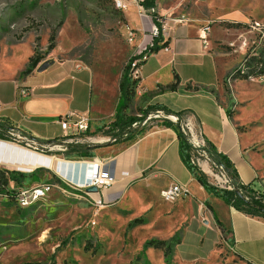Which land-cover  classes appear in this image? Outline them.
Returning a JSON list of instances; mask_svg holds the SVG:
<instances>
[{
	"label": "rangeland",
	"instance_id": "374dc122",
	"mask_svg": "<svg viewBox=\"0 0 264 264\" xmlns=\"http://www.w3.org/2000/svg\"><path fill=\"white\" fill-rule=\"evenodd\" d=\"M161 3L168 9L165 21L175 24L182 19L183 23L208 29L207 40L224 58L220 60L221 67H230L228 74L264 45V0ZM132 5L119 10L113 0H0V43H21L1 47L0 80L12 83L25 65L30 44L33 55L42 57L41 63L52 58L58 62L75 61L93 81L89 101L95 109V121L87 134L90 140L79 144L94 147V156L130 133L140 137L164 127V120L177 122V117L156 111L150 113L152 118L148 114L122 134L119 129H111L120 96L119 83L130 58L125 25L141 27ZM54 32L56 47L50 50ZM163 57L164 54L153 62ZM231 81L226 77L220 90L213 91L233 111L238 129L254 141V151L264 157V78L238 80L233 87ZM10 85L13 95L15 89ZM142 111L134 99L125 112L142 117ZM186 118L181 127L194 147L192 164L204 171L211 184L231 189L225 170L209 157L208 144L199 128L190 129ZM47 145L38 143L45 154L78 158L74 153L51 151L53 146ZM122 147L124 144H116L110 150ZM157 175V170L145 174V181L133 183L117 202L102 205L83 191L58 182L54 170L42 168L27 174L21 182L11 181L9 190L15 192L46 183L57 187L26 208L7 194H0V264H167L164 252L146 247V243L161 240L175 244L178 238L181 243L174 247L172 264H247L231 249L230 229L215 225L210 214L212 224L204 223L207 217L198 211L195 198L181 196L175 203L166 201L161 194L170 186L162 190L154 187L152 179ZM193 190L196 192V188ZM137 219L142 224L131 226Z\"/></svg>",
	"mask_w": 264,
	"mask_h": 264
},
{
	"label": "crops",
	"instance_id": "0c3cea01",
	"mask_svg": "<svg viewBox=\"0 0 264 264\" xmlns=\"http://www.w3.org/2000/svg\"><path fill=\"white\" fill-rule=\"evenodd\" d=\"M154 1L159 14L166 16L168 9L161 0ZM132 7L138 13L137 6L134 4ZM132 27L148 31L150 26L149 21L141 19L140 28ZM165 27L162 42L158 46L162 47L167 42L169 49L154 51L143 65L135 104L144 110L149 106L162 105L175 112L188 111L186 120L190 129L198 127L203 141L212 142L219 152L228 156L243 184L264 191V157L254 151V141L238 129L235 118L227 114V105L213 91L220 90L230 67H221L220 60L224 58L214 50L211 40H207V45L204 43L202 37L207 34L203 32L202 26L187 22L174 24L167 19ZM15 44L21 43L1 42L0 50L4 45ZM127 46L131 57L132 47ZM29 48L25 65L11 80L12 83L8 85L0 80V125L13 128L12 132H7L10 139L0 138V169L31 173L37 168H51L81 184L85 177L88 179L92 175L94 161L110 159L104 174L115 176L116 182L92 193L90 197L104 204L117 202L129 186L139 180L145 181V174L157 170L158 175L152 179L154 187L162 190L176 183L186 186L188 193L185 196L195 198L198 211L207 217L203 222L211 223L210 214L215 225L219 221L224 228L230 229L231 249L242 261L247 264H264V219L238 211L220 197L206 191L182 161L179 139L173 129L164 126L140 137L116 142L102 149L104 153L101 155L84 158L88 161L86 163L63 162L55 156L42 154L34 146H38V143L33 139L60 140L64 133L59 120L63 115L72 111L88 112L93 126L95 109H92L89 96L94 88L91 75L72 60L58 62L52 58L53 64L47 70L38 72L37 68L29 76L22 75L30 58L34 56L31 44ZM162 54L163 59L153 62L154 58ZM175 75L179 76L181 84L176 91H169L166 86L174 82ZM236 81L230 82L231 87ZM10 84L15 89L13 95L10 94ZM21 86L30 87L31 95L20 97ZM116 144H124V147L110 150ZM31 152L50 157L49 163L33 164L29 160ZM112 159L114 161L110 164ZM101 164L103 167L105 162ZM85 167L87 173L82 176L80 171ZM29 169L33 171L29 172ZM193 188H196V192ZM52 191L54 189L47 195ZM180 243L181 239L175 246Z\"/></svg>",
	"mask_w": 264,
	"mask_h": 264
},
{
	"label": "trees",
	"instance_id": "16d2710c",
	"mask_svg": "<svg viewBox=\"0 0 264 264\" xmlns=\"http://www.w3.org/2000/svg\"><path fill=\"white\" fill-rule=\"evenodd\" d=\"M142 4L145 7H155L154 0H143ZM56 32L52 33L50 37L49 49L53 50L56 47ZM167 46V42L162 47L156 46L154 51L157 52L161 48ZM43 61L42 57L37 55V53L30 58L29 64L25 71L22 73L24 76H29L36 68L39 67L41 62ZM129 65L124 70L122 79L120 81V97L118 101V105L115 112V120L111 124V129H119V134H122L127 127L132 125V123L140 120H144V118L156 111H163L166 115H171L177 117V122H173L171 120H164L163 125L167 128L173 129L179 139V147H180V157L187 168L192 172L194 177L198 180V182L208 191L210 194H213L217 197H220L224 200V202L238 211H241L252 217H260L264 219V204L262 197H264V191L256 190L251 185H245L240 180V176L232 164V161L228 158L227 155L218 151L215 145L212 142L207 141L208 144V155L212 159V161L225 170L227 176L230 179V187L229 188H219L215 185L211 184L208 181L207 175L200 168L194 166L191 162L192 152L194 151L193 144L190 142V137L183 131L181 127V123L184 121V118L188 115V111H179L175 112L169 109L166 106L162 105H153L149 106L147 109H142V117L130 116L127 115L125 111H127L136 96V89L140 80H133L129 75ZM228 80H249V79H261L264 77V45L258 53H254L253 56H246L245 59L233 70L232 73L228 74ZM181 84L180 78L178 75L174 76V82L168 84L166 89L169 91H176ZM187 88H191L190 85ZM198 88L196 87V90ZM227 114L230 118L233 117V111L228 109ZM1 132L0 138L2 139H10V136L7 132H12L13 128L7 127L4 125H0ZM134 136L133 133L128 134L127 139H130ZM37 143L40 144H50L54 142H58V140L54 141H40L36 140ZM123 141L117 139L114 143ZM113 143V144H114ZM68 153H74L77 157L87 158L93 157L92 150L94 147H88L86 145H81L79 143H71L67 144ZM42 168H37L31 173H24L20 171L8 170V169H0V194L5 193L11 199L16 201V192L15 190H9V184L11 181L13 182H21L27 176V174H34L37 170ZM58 182H61L59 179H56ZM259 194V196H258ZM142 220L137 219L135 222L131 224V226L141 224ZM218 225L221 228H224L223 224L217 221ZM180 239L176 240V243H179ZM175 244H172L169 241H161V240H150L146 243V247H153L155 249H160L164 252V257L167 264H172V256L174 253Z\"/></svg>",
	"mask_w": 264,
	"mask_h": 264
},
{
	"label": "built area",
	"instance_id": "2783aa9c",
	"mask_svg": "<svg viewBox=\"0 0 264 264\" xmlns=\"http://www.w3.org/2000/svg\"><path fill=\"white\" fill-rule=\"evenodd\" d=\"M116 7L119 10H125L130 4H135L138 9V15L142 20L149 21V30H143L139 31L133 28L131 25L127 24L125 25V31H124V37L126 40V43L132 47V56L130 57L128 61L129 65V75L133 80H141V70L143 65L148 61L150 56L154 53V48L158 46L162 42V35L165 30V17L161 14H159L156 7H145L141 2H138L137 0L134 1H127V0H113ZM177 22H183L182 19L177 20ZM207 30H203L204 33L207 34ZM204 40V43L207 45V35H204L202 37ZM164 49L168 50L169 47L165 46ZM264 78V77H263ZM32 91L31 88L28 86H21L19 89V96L20 97H27L31 95ZM153 117V114H150V118ZM91 117L88 112H76L72 111L69 112L61 117L59 120L60 126L63 130V136L58 142L50 143L48 145H52L53 147L49 150L51 151H57L59 152H65L67 151V144L70 143H79V142H86L87 140H90L88 138L87 134L90 132L91 128ZM47 145V146H48ZM35 147L40 149L38 146L34 144ZM42 154L46 153V150L40 149ZM48 155V154H46ZM49 156H55L59 160H62L63 162H82L86 163L88 162L82 157H79L80 160L74 161L73 158L63 156V158H60V156L56 155H49ZM109 160L105 161H94L96 164L95 171L92 175L85 177L83 183H78L73 181L71 178L66 177L62 173L49 168V170H54L55 174H57L58 179L62 182H65L68 186L72 188H77L81 191H83L86 195L91 197L92 193L94 192H88L87 189L89 187H97L98 191L102 189H106L110 186H112L116 182V177L110 174H104V168L109 163ZM113 159L110 161V164L113 163ZM105 162L104 166L101 168V163ZM82 176H84V173H87L86 167L81 169ZM86 176V175H85ZM57 186L52 183H46L37 185L30 188H23L16 192V201L18 202L19 206L21 207H28L35 202L39 201L40 199H43L47 196V194L52 190L55 189ZM188 193V189L186 186H183L181 184H173L168 189L162 191V197L170 202L175 203L177 199L181 196H185ZM259 196V194H258ZM263 204H264V197H262ZM96 204L102 205L101 200H96Z\"/></svg>",
	"mask_w": 264,
	"mask_h": 264
},
{
	"label": "bare ground",
	"instance_id": "6f19581e",
	"mask_svg": "<svg viewBox=\"0 0 264 264\" xmlns=\"http://www.w3.org/2000/svg\"><path fill=\"white\" fill-rule=\"evenodd\" d=\"M32 156L31 158L29 159L33 164H37V163H49L50 161V157L46 156V155H42L40 153H33L31 152ZM95 167H96V164L93 163L92 164V174L94 173L95 171ZM100 170L102 171V164H101V168Z\"/></svg>",
	"mask_w": 264,
	"mask_h": 264
},
{
	"label": "water",
	"instance_id": "95a60500",
	"mask_svg": "<svg viewBox=\"0 0 264 264\" xmlns=\"http://www.w3.org/2000/svg\"><path fill=\"white\" fill-rule=\"evenodd\" d=\"M53 64L52 61H45L43 62L39 67H38V72H43L45 70H47L51 65ZM88 192H98V188L93 186V187H89L87 189Z\"/></svg>",
	"mask_w": 264,
	"mask_h": 264
}]
</instances>
